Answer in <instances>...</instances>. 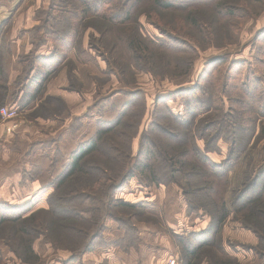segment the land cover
<instances>
[{
    "label": "rangeland",
    "instance_id": "obj_1",
    "mask_svg": "<svg viewBox=\"0 0 264 264\" xmlns=\"http://www.w3.org/2000/svg\"><path fill=\"white\" fill-rule=\"evenodd\" d=\"M14 1L15 11L9 18L27 19L26 26L35 24L26 33L24 41L27 40L31 44L38 41L46 42L47 50L42 51L50 53L46 57L48 61L54 56V52L56 55L65 53V56L58 57L57 60L63 59L61 63L56 68L52 66L53 71L41 82L32 83L33 86H28L26 83L23 86L22 75L18 76L14 81L10 105L1 107L15 108L18 113L15 121L20 125L32 115L48 120L50 126H47V131L51 134L49 137L58 140V146L49 149L48 159H50L48 164L44 165L45 171L40 173L34 166V161H38L37 158L14 163L16 159L3 156L5 147L0 143V183L7 178H10L9 185L15 183L13 187H8L11 194L7 197L6 194H0V201L9 202L0 203V209L12 206L19 212H25L24 216L47 209V199L53 192V182L57 173L67 165L70 150L73 148L75 150L81 144L89 142L98 128L115 123L123 114L126 127H121L119 131L121 135L102 145L104 152L111 155L109 149L114 146L126 152V147L132 140V153L137 155L138 150L142 149L138 161L144 164L146 162L143 155L151 149V145H154L152 149L156 154L161 151L167 152L169 151L167 148L171 147L176 154L188 152L192 161H195L193 156L197 155V151L208 150L206 158L209 163L220 166L217 170L219 177L216 179L212 177L214 193L210 199L197 198L196 202L192 201L189 205L177 185L150 184L147 175L140 174L139 177L132 178L114 196L115 199L123 202L136 201L137 197L139 199L149 196L152 188H174L175 197L184 206L186 216L192 218L188 219L189 224L183 233L176 231L174 235L169 230H163L172 240L170 241L173 244V253L171 252L170 258L176 257L181 264H264V235L260 240L250 228L244 226L246 223L250 226V200L261 191L264 194V137L262 139L259 137L262 133L261 125L264 124V0H197V6L191 4L190 7L196 6L200 11L199 20L203 23H212L217 19V15L222 17L233 14V16L224 19V24L216 30L210 33L204 32L203 43L196 52L198 57L187 74L181 77L165 76L162 79H156L146 71L137 70L126 48V40L134 32H138L152 42L162 40L170 43L146 20V11L150 8L151 0H132L129 20L124 23H113L110 26L101 20H96L98 17L92 19L91 14L87 15L85 20L81 11H77L74 15L59 11L50 13L49 18L54 17L48 21L47 31L56 35L58 40L68 38L69 35L72 38L70 47H61L62 49L54 45L53 38L49 34H37L35 30L42 23L44 12L49 10L51 0H43L44 4L39 5L41 8L31 18L30 14H33L38 0ZM78 1L74 3L79 9H83L80 6L81 2L94 9L97 8L98 13L107 9V6L100 5L98 1ZM191 1L196 0H188L187 7ZM0 2L4 3L2 0ZM122 17L118 21H121ZM166 18L167 23H173L174 18L171 16ZM13 22L17 23V21ZM183 49L188 52L186 55H180L177 72L183 70L192 55L189 48ZM1 51L0 84L2 86L0 87L3 89H0V100L8 89L5 74L1 71L8 49L4 47ZM35 51V48H31L28 55L32 54L34 57ZM213 57L225 59L205 69L206 61ZM20 64L22 66V63ZM63 69L69 77V89L78 93L77 105L70 100H66L65 104L59 98L50 101L48 98L38 103L47 90L55 95L60 94L59 90L62 86L60 73ZM169 71L173 73L174 70L170 68L165 74H169ZM217 71L223 77L217 76ZM38 73L36 68L32 78ZM197 83L198 86L191 93L173 94L182 89H190ZM212 93L216 95L215 100L222 99L224 114L232 113V118L224 120L222 117L219 118L220 113L212 111V116L223 122L218 128L219 139L215 138V127L209 128L199 123L205 115V111L201 109L212 106L214 101ZM194 110L196 116L193 114ZM252 111H256V114ZM186 115H190L191 119L182 120ZM229 123L233 124V129L229 128ZM0 125L5 127L1 117ZM20 125L13 135L6 136L13 138L17 135L21 129ZM188 126L192 132L191 137L186 132ZM67 131L71 132V138H68L71 141L62 138L61 142V137L66 136ZM172 135L177 138L172 139V145H169L167 139ZM234 140H237V144L232 147V143L236 142ZM179 141L188 143L187 147L180 150ZM10 143L15 144L18 150L24 147L20 143L18 145L15 138ZM31 143L26 147H30ZM46 146H50L49 143ZM32 148L36 147L29 149ZM99 155L95 160L98 165L105 159L104 156ZM147 163L155 165L161 178L166 175L162 162L153 158ZM39 173L42 175V187L38 192L29 190V181ZM96 194L98 195L94 196L93 202H86L85 193L80 194L79 190L65 194L67 199L63 204V211L78 214L86 219L88 209L96 206V201L105 192L99 187ZM24 200L27 203L17 205ZM200 203L206 205L205 210L209 213L202 209L189 210L190 205L192 206L190 209H196L197 204ZM133 206L134 208L130 209L117 208L112 214L124 220L150 222L163 227L161 217L147 215L144 208L139 205ZM221 208L226 210L227 217L221 226H218L216 217L219 216L216 212ZM246 218L249 220L246 221ZM74 224L79 229L84 228V222L74 221ZM4 235L5 232L3 236L0 235V256L3 264H82L81 259L86 255L84 254L79 262H73L70 260V252L64 249L66 244L62 241L63 237L39 236L33 242V250L38 259L22 263L9 250L6 245L7 240L2 239ZM137 236L138 233H135L132 238L135 240ZM51 239L61 241L59 244L62 245L55 246ZM100 242L102 238L99 244ZM185 249L196 251L197 254H202L200 251L207 254L202 256L204 261L196 257L193 262L187 263Z\"/></svg>",
    "mask_w": 264,
    "mask_h": 264
},
{
    "label": "trees",
    "instance_id": "obj_2",
    "mask_svg": "<svg viewBox=\"0 0 264 264\" xmlns=\"http://www.w3.org/2000/svg\"><path fill=\"white\" fill-rule=\"evenodd\" d=\"M75 1L79 2L78 0H51L49 10L44 12L45 15H43L42 23L35 29L37 34H49V36L53 38L52 41L54 45L58 46L59 49L63 47L69 48L72 38H70L71 36L69 35V37L67 36L68 38H64L66 40H58L56 35L47 31V23L54 17L49 18L50 13L59 11L74 15L77 11H81L85 20L87 19L86 16L91 14L93 15L92 19L98 17L96 20H101L109 26L113 23H124L129 20L130 4L132 0H94L98 1L99 4L104 7L107 6V9L100 13H98L97 8L94 9V7L84 5L82 2L80 6L83 9H79L77 4L74 3ZM187 2L188 0L150 1V8L146 11V20L156 28L162 36L167 38L170 43L162 40L152 42L145 39L138 32H134L127 38L126 48L129 58L132 60L137 70L146 71L156 79H162L165 76H184L191 69L194 60L198 57L196 52L203 43L204 32L210 33L216 30L217 27L224 24V19L233 16V14H228L227 16L223 15L222 17L217 15V19L212 23H203L199 20L200 11L196 8L197 0L191 1L189 7L191 4H196V6L190 8L187 7ZM224 5L227 6V4ZM167 16L174 18L172 24L167 23ZM121 17V21H118ZM41 45V41L33 44L35 50ZM185 47L190 49L189 51L192 55L187 61V64H185L183 70L177 72L180 55H186L188 52L183 49ZM208 47H210V45ZM55 53L56 52L53 54L54 56L50 57L49 61L46 60V58H35L32 54L21 57L20 63H22L23 68L21 78L23 79L22 84L25 85L26 83L28 86H33L34 84L32 83L41 82V80L47 77V75L53 71L52 66L56 68V66L61 63V60H63H57V58L65 56V53H59L57 55ZM224 59V57H213L209 59L205 63V69ZM35 68H37L39 73L36 74L37 77L34 75L32 78V74L36 70ZM170 68L174 70L173 73L169 71V74H165ZM216 75L223 77L219 71L216 72ZM33 79L35 80L33 81ZM196 86H198V83L190 89H182L173 94L191 93ZM211 96L214 97L212 106L201 109L205 111V115L199 120V123L201 126H208L209 128L215 127V138L219 139L220 135L218 134V128L223 122H219L218 119L221 117L224 120L230 119L232 118V113L224 114L222 110V106H224L222 99L217 98L215 100L216 95L213 93ZM4 97L3 95V99L0 100V108L4 106ZM50 100L52 99H48V101ZM195 110L193 111L194 116H196ZM212 111L220 113L219 118L216 119L215 116H212ZM252 112L256 114V111ZM190 115H186V118H182V120L191 119ZM123 118H125V115L122 114L115 123L109 124L104 128H98L89 142L81 144L71 153L67 165L53 182V192L47 199V209L38 210L31 213L29 216H24L25 212H19L12 206L6 209H0V235L3 236L5 232L2 239L4 241L7 240L6 245L9 250L22 263H28L38 259V256L33 250V242L39 236L50 238L51 236L63 237L64 240L62 241L66 244L64 245V249L68 250L71 254L70 260L79 262L84 254L91 252L96 245L99 244L105 227L104 223L108 218L117 221L122 228L126 229L129 238L133 240L132 236L136 233V230L132 227L129 219L124 220L117 217L118 215L115 216L112 214V211L117 208H134L133 205L114 198L116 193L121 188L125 187L134 177L147 175V180L150 184L177 185L182 191L187 205L192 204V201L196 202L197 198L210 199L211 195L214 193V181L212 177L215 179L219 177L217 170L220 166L209 163L206 158V155L209 153L208 150H204L203 152L197 151V155L193 156L195 157V161H192V158H190L191 155L188 152H178L176 154L170 147L167 148L169 151H161L156 154L152 149L154 145H151V149L147 150L143 155L146 164L142 161H138L140 160L139 158H141L142 149L138 150L137 155H133L132 140L129 142V145H127L126 152L121 151L117 146L109 149L111 155L108 152H104L102 145L108 141H112L118 137V135H121V132H119L121 127H126ZM188 125L190 124L188 123ZM229 128L233 129L232 123H229ZM261 130L262 133L259 135L260 139L264 137V124L261 125ZM186 132L189 133L191 137L192 132L189 126L186 128ZM176 138L175 135L168 137L167 144L172 145L173 141L171 140H175ZM234 141L236 142L232 143V147L237 144V140ZM187 145L188 143L181 141H179L178 144L180 150L187 147ZM99 154L105 158L100 165L95 162L98 156H100ZM153 158L158 162H162L165 166L166 175L162 178L159 176V171L156 169L155 165L147 163L153 160ZM99 187L103 188L105 194L103 196L101 195L100 199L96 201V206L88 209L86 212V219L78 214L74 215L73 213L63 211V204L69 193L79 190L80 194L85 193L86 202H93L94 196L98 195L96 193ZM65 194L67 195L64 196ZM197 205L196 209H190V207H192L190 205L189 210H205L206 205L201 203ZM207 212L208 211H206V213ZM63 213L66 214L62 215ZM216 214L219 216L216 217V223L218 226H221L227 217L226 210L224 208L218 209ZM249 217L250 226H248L247 223L244 226L250 228V230L262 240V235H264V194L262 191L250 200ZM247 220L249 219L246 218V221ZM74 221L84 222V228L79 229L75 226ZM92 224L94 227H92ZM51 240L55 246L62 245L59 244L61 241ZM185 250L188 257L187 263L190 261L189 258H193V256L203 258V254H207L203 251H200L202 254H197L196 251ZM0 264H3L1 256Z\"/></svg>",
    "mask_w": 264,
    "mask_h": 264
},
{
    "label": "crops",
    "instance_id": "obj_3",
    "mask_svg": "<svg viewBox=\"0 0 264 264\" xmlns=\"http://www.w3.org/2000/svg\"><path fill=\"white\" fill-rule=\"evenodd\" d=\"M2 1H4V3L0 2V14H2L0 15V55L2 54V48L5 47L8 49L6 60L1 69L5 74L8 86L7 93H5L6 95L4 97L3 105L5 106L10 105L11 103V93L13 92L14 81L23 73L19 58L28 55L31 48H34L33 44L27 42V40L24 41V37L35 24L32 23V25L26 26L27 19H10L9 17L15 11V1ZM41 4H44L43 0H38L37 5L33 10V14H30V18L39 8H41L39 6ZM13 21H17V23ZM21 39H23V41H21ZM46 47V42H42V45L38 47V50L36 49L34 57L46 58L50 54L42 51L43 49L46 51ZM60 76H62V86L59 90L60 94L55 95L47 90V93L43 95L38 103L45 101L48 98L56 100L59 98L65 102V104L66 100H70V102H74L77 105L79 96L78 93L69 89V77H67L65 69L61 71ZM0 86H2V84H0ZM0 89H3V87H0ZM40 117L41 116L38 115H32L31 118L29 117L26 119L27 121H25V123L22 122L23 124L20 125V131L17 135L13 136V138L7 137L5 134V128L0 125V143L5 147L2 153L3 156L12 160L16 159L14 160V163H17L18 161L22 163L24 159L33 158V160H35L37 158L38 161H34V166L35 169H39L38 172L41 173V171H45L44 165H47L50 159H48L49 149L58 146V140L49 137L51 134L47 131L50 126L48 125V120H45V118L42 117L41 119ZM69 131L67 132L70 135L66 133V136L61 137V142L62 138L70 140L68 139L71 138V132ZM29 137H31V139ZM14 138L17 139L18 145L20 143V145L24 146L23 149L19 148L18 150V147L15 144L10 143ZM28 143H31L30 147L36 148L30 150V147H26ZM47 143H49L50 146H46ZM73 151L74 148L70 150L69 156ZM40 173L29 181V190L32 189L34 192H38L42 187V175ZM60 173L61 172L57 174L59 175ZM9 180L10 178H7L0 183V194H6V197L11 194L8 189L15 184L9 185L11 183ZM175 194L176 191L173 187L152 188L149 196L139 197V199L137 197L136 201H124L127 204L139 205L142 209L144 208L147 215H152L155 218L161 217L163 227H158L150 222L131 220L132 227H134L136 233H138L137 238L132 240L129 238L126 229L122 228L117 221L110 218L106 221L105 230L101 237V244L96 245L90 253L84 255L81 259L82 264H165L173 253V244L171 242L172 240L163 230H169L174 235L176 234V231L183 233L189 224L188 219L192 218L186 216L184 206L180 203V200L175 197ZM2 202L9 203L6 201H0V203ZM25 203H27V201L24 200L23 203L17 205L21 206ZM11 205L16 206V204ZM100 245L102 247H99ZM195 258L196 256H193V258H190L189 260L193 262ZM199 259L204 261V259L200 257Z\"/></svg>",
    "mask_w": 264,
    "mask_h": 264
},
{
    "label": "built area",
    "instance_id": "obj_4",
    "mask_svg": "<svg viewBox=\"0 0 264 264\" xmlns=\"http://www.w3.org/2000/svg\"><path fill=\"white\" fill-rule=\"evenodd\" d=\"M17 115L18 113L13 107L0 109V117L4 121L5 127H3L5 128L6 135H13L19 127L20 123L15 121ZM165 264H181V262L176 257H171Z\"/></svg>",
    "mask_w": 264,
    "mask_h": 264
}]
</instances>
